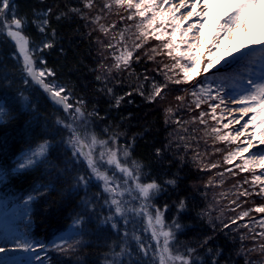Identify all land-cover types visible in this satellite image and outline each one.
<instances>
[{
	"label": "trees",
	"instance_id": "obj_1",
	"mask_svg": "<svg viewBox=\"0 0 264 264\" xmlns=\"http://www.w3.org/2000/svg\"><path fill=\"white\" fill-rule=\"evenodd\" d=\"M73 5L77 6L74 0H10L3 22L9 23L15 12L28 22L25 32L30 36L36 32L34 15L47 13V26L37 40L52 47H44L39 60L43 57L42 66L54 73L44 78L45 83H58L65 89L62 95L72 105L67 110L28 76L17 60L14 42L0 30V100L8 110L6 121L0 124V194L11 202L36 195L31 236L41 247L73 220H82L76 242L63 250L43 251L45 264H158L149 249L145 256L136 243L137 238L144 242L142 231L131 223L124 226L113 215L111 198L95 180L86 158L73 154L70 138L77 128L76 107L99 141L115 143L123 154L127 151L124 160L140 167L142 182L160 185L161 191L151 200L164 211L166 222L179 223L175 242L194 250L189 257L192 264H260L249 256L242 229L231 221L221 222L210 212L208 193L200 185L205 175L199 171V160L192 157L193 150L188 151L184 134H178L186 116L176 113L180 108L187 112L186 103L174 106L177 99L171 97L160 104L153 98L154 68L136 66L135 61L123 73L103 79L90 28L79 18L78 7L72 8L74 13L70 10ZM89 10L83 15H91ZM44 140L53 143L45 162L23 173L12 171L23 150ZM80 176L89 182L78 184Z\"/></svg>",
	"mask_w": 264,
	"mask_h": 264
},
{
	"label": "rangeland",
	"instance_id": "obj_2",
	"mask_svg": "<svg viewBox=\"0 0 264 264\" xmlns=\"http://www.w3.org/2000/svg\"><path fill=\"white\" fill-rule=\"evenodd\" d=\"M89 2V0H74V3L77 6H72L71 11L75 10L72 8L78 7V15L79 18L83 19L87 27L90 28V35L92 43L94 41L95 47L98 49V57L101 58L100 63L105 66L103 67L100 63L98 65L102 66L101 69L102 74L106 77H115L118 72L123 73L126 68H129L132 65V62L135 61L136 66L147 67V70L151 67L152 71L154 68L156 85H154V89L156 87L161 88L160 95L156 96L158 102L166 103V101L171 97H183V101L177 100V103L174 104L177 106H181L182 102L186 103L187 112H182L180 108L179 112H174L177 115L183 114L186 116L185 124L181 125L178 129V134H184V139L188 141V147L191 152L193 150L192 157L197 156V160H199V171L205 177L203 181H201L200 185H203V189L208 193V197L206 198L209 206L210 212H212L213 216L219 219L221 222H228L236 220V225L240 229H242L243 236L245 238V243L250 248L249 256H254L256 259L253 261H257L260 264H264V254L260 251V244L264 243V237L258 235L260 232H264V225H261L259 221L264 220V213H256L255 211H250L248 217H244L242 219H237L242 211H248L249 209H254L256 206L260 204H264V195L257 196H239L238 193L242 192L244 189L258 191L261 186V182L258 181L254 185L252 183L254 179V175H261V172L264 171L259 168H252L248 171H241L237 165H243V161L236 157L231 162L226 160V157L230 152H234L238 146L243 147L244 145H240L239 141L232 140H221L220 136H224L231 132V135H235V125L232 123L229 128H224L223 125L228 123L231 118L227 115L229 112L225 111L223 106L216 110L215 116L216 119H213V115L211 113V109L208 106V103L201 104L200 108L195 107L194 100L195 98L191 95L192 91L198 87L200 83H207L212 81L213 79L220 80L223 77H228V82L225 85L228 91H231L233 95H236L241 90L240 85L243 82H246L249 72L243 66L234 65L231 69L217 73L216 69L221 68L224 61L222 60L220 64L216 65V68L210 69L208 73H201L194 80L188 83H174L173 81L176 79H182V72L180 68H173L172 66L176 64V60L179 59L175 50H173V55L169 56L168 49L164 47L165 43H168L171 39L170 33L173 29V24L169 21V17L167 18L168 22L164 25L165 35L161 37V39H157L156 36L160 35V31H156L153 33L152 27H137V25H141L143 21L144 24L147 23L145 18H142L138 14V10L136 8L129 9L125 6H118L114 3V0H91V7H86L85 5ZM135 3H139V0H134ZM158 4H162L163 0L158 1ZM105 4H110V8H105ZM80 5V7H79ZM90 9L91 15L84 16L83 11ZM160 9L158 8L157 11ZM75 11H73L74 13ZM208 12L211 14V17L219 15L224 12V8L219 3H210L208 6ZM81 13V15H80ZM152 15L151 12H146V17L150 18ZM34 28L36 32L31 33L29 36L26 34L25 30L28 28V22L24 19L22 20L21 33L23 36L29 41V55L33 60V65L37 69V71L45 70L42 66L44 64V58L41 57L39 60V54L43 51V45L39 43L37 40L41 34L39 30L41 23L43 20H46L47 13L45 11H40L35 15ZM101 17L98 22H96V17ZM128 16H132L131 20L128 19ZM13 18H18L16 13L14 12L11 20ZM6 23V25L0 30L4 31L7 35V25L11 23ZM82 20V21H83ZM223 20V19H222ZM101 25L107 32L101 30ZM207 23H203V32L202 35H208L209 29H207ZM85 27V26H84ZM154 28L159 29L160 25L157 23ZM85 29H87L85 27ZM12 30L16 31L15 26H12ZM89 31V30H88ZM144 32L145 35H141V32ZM88 33V34H89ZM259 35V30L255 26H250V31L248 33L243 32L242 30H236L231 37L226 38V42H223L218 45V51L214 49L211 53L208 52L207 45L199 46L197 50L201 53V61L204 62L209 55H221L223 56L225 52H230L231 55L225 56L224 59L231 61L232 56H239L240 52H247L249 47H254L255 51L252 55L256 58H259L261 53L259 50V46H253L252 41L257 39ZM12 40V39H11ZM13 41V40H12ZM182 41H186L185 35H182L179 31L176 33L175 42L180 43ZM14 42V41H13ZM112 44L113 47L109 48L108 45ZM136 44H141L140 48H136ZM15 45V42H14ZM230 46V47H229ZM181 50H186L187 46L183 43H180ZM16 52V57L18 61L22 62L24 67V59L23 55L19 52L18 48ZM240 50L239 52L237 50ZM131 52L132 56L128 58V63L125 64L123 59L118 60V57L127 56V53ZM37 60H39L37 64ZM103 60V63H102ZM185 61L181 60V63ZM119 63V67L116 65ZM236 66V67H235ZM259 71V63H256L252 67V73H256ZM27 73V72H26ZM120 75V74H119ZM50 75L47 73L43 77V79H47ZM205 77H207V81H205ZM32 79V78H31ZM108 79V78H107ZM45 81V80H44ZM155 83V82H154ZM54 86H60L58 83H53ZM166 85V87H164ZM246 86V84L244 85ZM217 84H213L212 88L215 90ZM63 93V92H62ZM61 93V95H62ZM64 96V95H62ZM67 96V95H66ZM67 102V101H66ZM65 102V103H66ZM216 101H209V103H215ZM0 105L4 106L7 110V107L4 104L3 100H0ZM64 105V104H63ZM170 106V104H167ZM231 107H239V105H232L230 101L228 102V106ZM168 107H166V111H168ZM193 107V109H192ZM195 108V110H194ZM205 112L206 115L203 117L205 123L200 122V113ZM234 113H238L234 112ZM8 114V110H7ZM77 114V113H76ZM251 113H249V117ZM248 117V118H249ZM83 116L79 114L76 115V121L74 125L75 128L81 137H87L85 143L89 145V147H85L83 151L85 153L89 152V148H92L93 155L96 159H99L100 152L102 149L97 145H91V134L89 131L88 124L86 120H84ZM7 119V115H5L0 121V124H3ZM247 118H244L243 122H245ZM212 128H219V133L212 132ZM251 128V126H250ZM252 130V128H251ZM257 136L259 135V131L256 130ZM72 136L70 141L72 140ZM244 140L245 137L242 136L240 138ZM98 140V139H97ZM99 141V140H98ZM176 141H180L178 137H176ZM41 144H46L47 149L45 152V157L40 158V162H45L51 147L53 146L52 141L44 140L37 145L27 148L23 150L18 157H16V162L12 171L19 172V170L15 167L18 161H23L25 157L31 156L32 152L38 149V146ZM73 145V144H72ZM119 149L118 156L121 159L122 163L125 162V157L123 149L117 147L115 143L108 144L103 151L105 152V161L108 159L107 148ZM264 146L257 145V148H262ZM74 151L76 149L73 146ZM257 149H250L249 152L256 151ZM245 157L249 155V153H244ZM85 158V156H81ZM197 162V161H196ZM38 163V164H39ZM216 164L217 167L212 168L211 165ZM37 165V164H36ZM129 167L133 166V163L128 164ZM137 165V164H136ZM35 166V165H34ZM231 170V171H229ZM101 171H107L109 176H112L115 171L114 166L109 167L107 164H103L101 167ZM207 175H206V174ZM223 175H220V174ZM95 178V176H94ZM115 179L117 183L122 184V174L118 171H115ZM99 181L103 187L105 188V184L102 180ZM262 180H264V176H262ZM211 181V183H209ZM247 181V183H245ZM140 182H142L140 178ZM134 187V186H132ZM107 193V192H106ZM32 195L34 197L33 201L25 207L24 201L27 200V197ZM110 196V194L108 193ZM137 193L132 191L131 194H125L123 197L125 201V205L129 209H136L139 211L141 206L145 203L143 200L136 197ZM111 198V196H110ZM153 199V198H152ZM235 200L236 203H232ZM36 201L35 194H28L23 196L22 198H14L12 202L10 200L5 199L0 194V242L4 243L5 246L9 248H15L17 254L13 257L9 258V264H45V261L42 259L43 251L47 249H56V245L67 246L77 241V238L80 236L82 220L75 219L70 225L56 233L53 234L47 245H43L42 247L38 244V242L31 236V228H32V211L34 208V203ZM148 208L147 211L154 215L155 210L158 209L155 207L153 200L147 202ZM237 205H240L237 207ZM113 211L114 206L112 205ZM235 209V211H233ZM164 218V211L160 210ZM117 219H121L123 221V225L127 226L128 224L132 225L133 228L142 231V235L145 237V247L151 251L158 262L160 264V254L154 252L155 248V240L151 237V229L147 224V217H142L141 215H137L136 213L128 212L125 217H118L113 214ZM230 222V223H231ZM166 225H173L172 223H168L165 221ZM235 225V226H236ZM174 231V240L171 243V248L173 254L177 252L180 254L188 255L187 249L182 247L175 242V235L177 231ZM60 237L68 238V243L64 244V242L60 239ZM161 237V242H162ZM138 241V240H137ZM142 239H139L137 244L140 243ZM143 242V243H144ZM27 243L30 247L28 250H25L21 247L22 244ZM151 246V247H149ZM255 249V250H253ZM193 252H191L192 254ZM6 262V263H8ZM167 264H172L171 261H168ZM175 264H179V261L175 262Z\"/></svg>",
	"mask_w": 264,
	"mask_h": 264
},
{
	"label": "snow or ice",
	"instance_id": "obj_3",
	"mask_svg": "<svg viewBox=\"0 0 264 264\" xmlns=\"http://www.w3.org/2000/svg\"><path fill=\"white\" fill-rule=\"evenodd\" d=\"M114 3L118 6H127L129 9L136 8L138 10V14L140 17L145 18L147 23L141 22V25H137V27H152L153 33L156 31H160V35L156 36L157 39H161L162 36L165 35L164 25L168 22L167 18L171 17L173 21V29L169 34L171 39L168 43L164 44V47L168 49V55H173V50L176 51L179 59L176 60V64H174L173 68H180L182 72V79H176L174 83H188L194 80L201 73H208L210 69L216 68V65L220 64L223 60L224 63L221 68H217V73L221 72L223 69L227 71L231 69L234 65L243 66L250 74L246 80L240 85L241 90L238 94L233 95L231 91H228L225 85L228 82V77H223L220 80L213 79L210 82L200 83L196 89H194L191 95L195 98L194 103L196 108H200L201 104L208 103L209 108L211 109V113L213 115V119H216L215 113L218 108L223 106L224 110L228 111L230 114L234 112H239V118H234V122L236 124H240L241 120H244L246 116L251 113L249 119H247L240 128L235 129V135H231V132L224 136H220L221 140H232L239 141L240 145H244L243 147L238 146L234 152H230L226 157L228 162H231L236 157H239L243 161V165H237L241 171H248L250 167L259 168L264 170V147L257 148V145L264 146V0H194V3L191 5L192 11H188L187 16L184 17V21L191 19L193 16L199 17L195 23H189L186 30H182V22L179 17L175 15L179 8H188L189 4L186 0H180L179 8L169 7L167 10H163L164 5L169 4V0H163L162 4H158L157 0H139V3H135L134 0H114ZM210 3H219L223 6L225 17L222 22L216 28V40L219 41L221 35L231 36L235 29H240L245 33L250 31V26H255L259 30V35L257 39L252 41L253 46H259L260 57L256 58L252 55L255 51L254 47H249L247 52H240V55L237 57L235 55L232 56V60L224 59L225 56L231 55L230 52H225L223 56L221 55H209L204 62L201 61V53L197 50L201 41L199 39V35L197 36L196 41H182L187 46L186 50H181L180 43L175 42V36L178 31L181 32L182 35H187L189 32H192L193 29L196 30L197 34H202L203 32V21L206 18L205 9L208 8ZM203 5L200 11H195L197 6ZM86 7H91V0L85 5ZM105 8H110V4H105ZM160 9L157 11V9ZM10 9V0H0V27L4 25V19L6 18L5 10ZM50 11V10H49ZM75 11V10H73ZM146 12H151L152 15L150 18L146 17ZM204 13L203 15L201 13ZM101 17H96V22L100 20ZM133 17L128 16V19L131 20ZM47 20H43L40 25L39 30L41 32L45 31L47 26ZM160 25L159 29L154 28L156 24ZM12 26H15L16 31L12 30ZM21 26L22 20L13 18L11 23L7 25L8 31L7 36L10 37L15 42V47L18 48L19 52L23 55L24 59V68L27 72L28 76L32 78L33 81L43 85L45 91L51 93L53 99L56 100L57 103L64 104L65 109L72 108L71 104L65 103L68 99L66 95L62 96L61 93L65 91L62 86H54L48 83H45L43 77L46 74V71L49 75H54L51 70H40L36 71L33 67V60L29 55V41L21 34ZM102 31L107 32V29L100 26ZM141 35H145L142 31ZM45 48L52 47V44L46 43L43 45ZM109 48L113 47L112 44L108 45ZM136 48H140L141 44H136ZM230 47V46H229ZM214 49L218 51V44L213 43L210 47H208V52L211 53ZM240 51L239 49L237 50ZM132 56L131 52L127 53V56L118 57L117 59H123L124 63H128V58ZM181 60L185 61L181 63ZM259 63V71L256 73H252V67L254 64ZM119 67V63L116 65ZM99 79V77H97ZM205 81H207V77H205ZM28 83V81H25ZM217 84L215 90H213L212 85ZM246 84V86H244ZM166 87V85H164ZM161 88L156 87L153 93V98L155 96L160 95ZM177 100L183 101V97H176ZM209 101H216L215 103H209ZM232 105H239V107H228V102ZM119 103V101H117ZM75 112L80 116H83L84 113L81 111L80 107L75 108ZM7 115V110L4 106L0 105V121H2L3 117ZM206 115L205 112L200 113V122L205 123L203 117ZM233 123V120H230L228 123L224 124V128H229ZM250 126L252 131H250ZM256 130L259 131V135L257 136ZM219 128H212V132L219 133ZM244 136L245 139L241 140L240 138ZM87 137H81L76 129H73V136L71 143L73 144L76 151H74V155L85 156L87 160L88 167L91 168L92 174L96 179L102 180L105 184L104 191L109 193L111 196V205L114 206L115 214L118 217H125L126 213L132 212L137 215H141L142 217H147L148 227L151 229V237L155 240V248L154 252L160 254V264H167L168 261H171L172 264L179 261V264H192L190 260L191 252L194 251L192 249H188V255L176 253L173 254L171 243L174 240V231L179 230V223L173 222V225H166L163 219L162 213L160 209L155 210V214L152 215L147 211L148 204L156 193L161 191L160 185L155 182L150 183H141L140 182V173L141 169L138 165L133 162V166L129 167L126 163H122L121 159L118 156L119 149L107 148L108 159L105 161V152L103 149L107 147L106 141H98L97 138L93 135L91 137V145L95 146L99 143L102 151L100 152L99 159H96L93 155L92 148H89V152L85 153L83 149L85 147H89L88 144L85 143ZM256 148V151L249 152L250 149ZM47 149L46 144H41L38 146V149L33 151L31 156H27L23 161H18L15 166L21 173L26 171L27 169L32 168L34 165L40 162L41 157H45V152ZM244 153H249L247 157H245ZM124 157H128L127 151L124 152ZM103 164H107L109 167L114 166L115 171H118L122 174V184L117 183L115 179V171L112 176H109L107 171H101V167ZM212 168L217 167L216 164L211 165ZM231 171V170H229ZM220 175H223L222 173ZM262 176H264V171L261 172V175H254V179L252 183L255 185L256 182L260 181L261 186L258 191L244 189L242 192L238 193L239 196H262L264 195V180H262ZM78 184L83 183L87 184L89 182V178L85 176H80L78 178ZM169 183H174V181H169ZM211 183V181H209ZM247 183V181H245ZM134 186V187H132ZM38 191V190H37ZM134 191L137 193L136 197L133 199H141L145 203L141 206L139 211L136 209H129L125 205V201L123 197L125 194H131ZM34 197L29 195L27 200L24 201L25 207L28 206L30 202H32ZM232 203H236L235 200ZM240 205H237L239 207ZM184 207L183 201L180 203V209L182 210ZM167 206L165 205V209ZM235 211V209H233ZM250 211H255L256 213H264V204H260L256 206L254 209H249L248 211H242L237 217V219H242L244 217L249 216ZM232 223H236L234 219ZM261 225H264V220L259 221ZM113 228H116L117 225L115 223L112 224ZM225 228L229 227L228 224L224 225ZM127 233H125V236ZM258 235L264 237V232H260ZM161 237L162 242H161ZM60 239L64 242V244L68 243V238L60 237ZM139 241V238H137ZM70 246V245H69ZM25 250L29 249V245L27 243L21 245ZM56 247L60 250H63V245H56ZM151 247V246H149ZM260 251L264 254V243L260 244ZM140 250L144 252V255H148V249L144 246L142 242H140ZM255 250V249H253ZM4 249L0 248V252H3ZM119 255V254H118Z\"/></svg>",
	"mask_w": 264,
	"mask_h": 264
},
{
	"label": "bare ground",
	"instance_id": "obj_4",
	"mask_svg": "<svg viewBox=\"0 0 264 264\" xmlns=\"http://www.w3.org/2000/svg\"><path fill=\"white\" fill-rule=\"evenodd\" d=\"M158 1H161V0H157V2ZM186 2L189 4L188 8H179L180 0H169V4L163 6V10H167L169 7H173V6L176 8H179V11H177L175 13V15L177 17H179L181 22H182V30H186L189 23H195L196 20L199 19V17L193 16L191 19L184 21V17L187 16L188 11L193 10L191 8V5L194 3V0H186ZM202 7H203L202 4L200 6H197L195 11H200ZM205 11H206L207 15H206V18L203 21V23L206 22L208 25L207 26V29H209L208 35L205 34V36H204L202 34H197L196 30L193 29L192 32H189L187 35H185L186 41H190V42L194 43L197 39V36L199 35V39L201 41L199 46H203V45L211 46L213 43H217L219 45L223 42H226V38L231 37L232 35L231 36L221 35L219 41L216 40V28L222 22V19H224L225 12L211 17V14L208 12V8L205 9ZM201 14L203 15L204 13L202 12ZM169 21L173 24L171 17H169ZM236 30H239V29H235L233 31V34L236 32ZM231 71H234V70L231 69ZM228 107L231 108L230 105ZM227 115H230L228 117H230L231 120H233V124L235 125L236 129L240 128V126L244 123L243 120L240 121V124H236L234 122V118H237V119L239 118V116H240L239 112L238 113H231V114L228 113ZM248 117H249V115L246 116L245 118L249 119ZM249 130L252 131L251 128ZM0 248L4 249L3 252H0V264H9V262H8L9 258L13 257L14 255L16 256V254H17L15 248H9L8 246H5L4 243H2V242H0ZM6 262H8V263H6Z\"/></svg>",
	"mask_w": 264,
	"mask_h": 264
},
{
	"label": "water",
	"instance_id": "obj_5",
	"mask_svg": "<svg viewBox=\"0 0 264 264\" xmlns=\"http://www.w3.org/2000/svg\"><path fill=\"white\" fill-rule=\"evenodd\" d=\"M14 31V30H13ZM22 34V33H21ZM23 35V34H22ZM23 57V56H22ZM34 69L36 70L35 66L33 65ZM37 71V70H36ZM37 85H39L42 89H44L43 85L37 83L36 81H34ZM45 90V89H44Z\"/></svg>",
	"mask_w": 264,
	"mask_h": 264
}]
</instances>
